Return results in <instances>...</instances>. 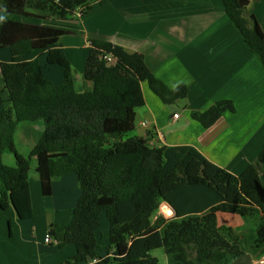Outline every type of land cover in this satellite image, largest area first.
I'll return each mask as SVG.
<instances>
[{"label":"trees","instance_id":"trees-1","mask_svg":"<svg viewBox=\"0 0 264 264\" xmlns=\"http://www.w3.org/2000/svg\"><path fill=\"white\" fill-rule=\"evenodd\" d=\"M221 2L264 70V31L249 0ZM92 4L93 0H0V10L68 20L78 8L82 15L92 11ZM64 33L0 17V49L11 55V61L0 62V209L12 208L19 219L32 216L29 170L35 159L45 196L52 180L67 174H75L80 190L69 224L55 232L59 247H75V253L60 264H160L146 247L128 255L129 238L155 231L160 233L166 264H230L245 253L261 259L264 184L253 164L236 176L192 146L150 147L144 138L128 135L134 130L135 108L144 103L141 82L146 81L165 104L185 99L186 85L170 88L154 76L142 54L101 39L91 40L82 72L88 88L78 89L68 59L58 49L49 50L47 64L64 72V81L54 84L25 58L33 52V44L55 43ZM101 52L113 54L116 63L109 66L100 60ZM232 109V100L222 99L191 116L208 128ZM33 120H41L43 130L24 157L14 136L21 122ZM6 152L13 154V165L4 161ZM257 159L264 163V149ZM152 191L172 208V218L152 220L154 206L139 201ZM123 206L128 213L121 220ZM218 212L259 219L254 228L237 231L218 226ZM102 214L108 223L104 235L99 232Z\"/></svg>","mask_w":264,"mask_h":264},{"label":"crops","instance_id":"crops-1","mask_svg":"<svg viewBox=\"0 0 264 264\" xmlns=\"http://www.w3.org/2000/svg\"><path fill=\"white\" fill-rule=\"evenodd\" d=\"M100 1L93 0L92 11L85 15L76 12L68 20L44 18L47 22L40 25L65 33L55 43L33 44V52L25 59L59 84L64 81L63 68L56 64L48 68L46 55L51 49L60 50L70 63L76 87L83 89L90 87L80 77L91 40L142 54L155 77L170 88L186 85L187 95L165 104L146 81L141 82L144 103L135 108L132 135L144 138L150 147L192 146L236 176L253 164L264 183V163L257 159L264 149V70L233 28L221 0ZM249 8L264 31V0H249ZM9 61V52L0 49V62ZM222 99L232 100L233 109L224 111L210 127L192 118V111H203ZM41 124L37 122V135L27 141L28 152L43 130ZM23 133L29 135L28 126H23ZM29 190L30 218L19 219L12 208L0 209V264H60L75 253L74 245L59 247L54 236L71 220L80 195L77 180L71 174L54 179L45 196L37 175H32Z\"/></svg>","mask_w":264,"mask_h":264},{"label":"rangeland","instance_id":"rangeland-1","mask_svg":"<svg viewBox=\"0 0 264 264\" xmlns=\"http://www.w3.org/2000/svg\"><path fill=\"white\" fill-rule=\"evenodd\" d=\"M25 15V16H23ZM18 15V14H13L10 12H5L4 10H0V17L2 18H7V19H13V20H21V21H29V22H35L37 24L42 23V22H47V19H40L31 15ZM234 42V41H231ZM1 50H6L7 52H9L8 49H1ZM10 54V52H9ZM54 65H48V68L53 67ZM58 68H61L58 65H55ZM45 72H49V70H45ZM80 80H82V78L80 77ZM83 81V80H82ZM178 110V108L176 109ZM34 122V125H30L28 122H21L18 126V129L15 133L14 136V141H15V146L17 151L24 155V157H27V153H28V147H27V141L30 140L31 137H35L37 134L36 132V128L40 127L37 126V122L42 123L41 120H33L32 123ZM43 125V124H41ZM23 126H28L29 127V135L25 136L23 133ZM37 126V127H36ZM43 127V126H42ZM133 131L129 132L128 135H132ZM7 156H9L10 158H12L11 161H8L6 158ZM14 157L13 154H10L8 152H6L4 154V161L6 163H8V165H13L14 163ZM35 165H36V161L35 159L31 160V165H30V170H29V178L32 175H37L36 171H35ZM75 180L76 176L75 174H71ZM264 184V183H263ZM139 199V198H138ZM139 201L143 204L146 205H151L154 206L155 208V213L154 216L152 218V220L154 221L158 215L161 213L163 217H165L166 215H169L170 210L168 209V207L166 205H163V200H161L160 197L156 198L154 195V191L150 192V193H144L143 196L139 199ZM162 204V205H161ZM160 205V206H159ZM119 219L123 220L125 219V217L127 216L128 211H126V207L123 206L122 210L120 209L119 212ZM217 217V225H223V226H231L233 229L237 230V231H241V230H245L248 228H254L256 225V223H258V219L259 217L256 215L255 218L252 219H244L243 216L238 215L236 216L235 214H228V213H217L216 215ZM69 224V223H68ZM107 220L105 219V216L102 214L100 216V232L104 233V231L107 233L108 230V225H107ZM143 247H146L149 250V253L153 256H155L160 264H166L167 260H166V256L163 252V248H162V243H161V238H160V233L159 231H155L152 234L143 236V237H135L132 238L131 241V245L129 247V254H133L134 252H136L137 250L142 249ZM256 260L254 258V264H256Z\"/></svg>","mask_w":264,"mask_h":264},{"label":"clouds","instance_id":"clouds-1","mask_svg":"<svg viewBox=\"0 0 264 264\" xmlns=\"http://www.w3.org/2000/svg\"><path fill=\"white\" fill-rule=\"evenodd\" d=\"M76 12H79V14H82L81 13V10L78 8L74 13H73V15L72 16H74V14L76 13ZM88 45L90 46V47H92V43L90 42H88ZM102 53V52H101ZM105 53H109V52H105ZM111 54V53H110ZM113 55V54H112ZM114 56V55H113ZM115 57V56H114ZM116 58V57H115ZM100 59V58H99ZM101 60V59H100ZM103 61V60H102ZM116 61H117V58H116ZM105 62V61H104ZM106 63V62H105ZM107 64V63H106ZM107 65H109V64H107ZM112 65H114V64H112ZM112 65H109V66H112ZM163 205H166L167 207H168V209L170 210V213H169V215H166L165 217H163L162 216V214L160 213L158 216H160V217H162L163 218V220H168V219H170V218H172L173 217V215H174V212H173V210H172V208L166 203V202H164L163 201V203H162ZM161 204V205H162ZM160 206V205H159ZM218 213H222V212H218ZM217 215V214H216ZM236 215V214H235ZM153 216H154V214H153ZM47 238V239H46ZM46 238H45V241L46 242H49L50 241V236L49 235H47L46 236ZM131 241H132V238H129L128 239V246L130 247V245H131ZM243 255V254H242ZM241 256V255H240ZM253 257V256H252ZM257 262H256V264L257 263H260V264H262L263 262H264V255H263V257L261 258V259H255ZM89 261H91V259L89 260ZM253 264H254V257H253Z\"/></svg>","mask_w":264,"mask_h":264},{"label":"water","instance_id":"water-1","mask_svg":"<svg viewBox=\"0 0 264 264\" xmlns=\"http://www.w3.org/2000/svg\"><path fill=\"white\" fill-rule=\"evenodd\" d=\"M88 260H90V258H88ZM230 264H253V257L250 253H245L237 257Z\"/></svg>","mask_w":264,"mask_h":264},{"label":"built area","instance_id":"built-area-1","mask_svg":"<svg viewBox=\"0 0 264 264\" xmlns=\"http://www.w3.org/2000/svg\"><path fill=\"white\" fill-rule=\"evenodd\" d=\"M99 58L101 60L105 61L109 65H112V64L116 63V58L110 53L102 52V53L99 54ZM174 116H177V114H174Z\"/></svg>","mask_w":264,"mask_h":264}]
</instances>
